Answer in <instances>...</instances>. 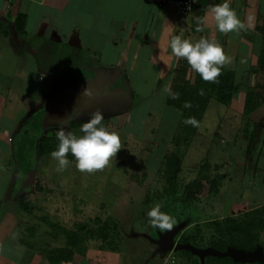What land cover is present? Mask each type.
I'll list each match as a JSON object with an SVG mask.
<instances>
[{"label":"crops","instance_id":"crops-1","mask_svg":"<svg viewBox=\"0 0 264 264\" xmlns=\"http://www.w3.org/2000/svg\"><path fill=\"white\" fill-rule=\"evenodd\" d=\"M178 1L182 0H163L161 5L149 0H0V264H49L25 245L19 219L20 190L33 168L22 177L16 172V142L25 132L28 138L32 135L27 126L39 125L29 122L39 117L52 97L70 96L95 85L102 92L124 89L123 103L134 104L135 114L163 90V111L171 119L180 118L181 124L182 112L167 104L170 93L164 91L166 86L171 89L182 59L172 55L174 35L193 43L202 37L215 40L232 58L222 71L234 73L238 89L230 106L220 103L225 108L220 113L224 117L228 111L229 129L239 135L242 191L249 199H264V0H229L243 21L247 23L249 16L253 20L245 30L227 34L216 29L208 12L210 5L224 0H205L203 16L208 13V21L203 32L195 28L196 8L181 14ZM20 16L22 31L16 27ZM194 78L195 71L189 70L188 79ZM60 86L78 89L55 95ZM214 100L218 101L216 95L199 126ZM153 110L150 105L148 121ZM235 121L238 128L231 129ZM169 135L155 142L154 152L165 151ZM35 153L32 150L30 160ZM252 205L248 203L251 207L239 215L264 207V202ZM262 236L264 232L261 241ZM88 256V252L76 255L74 261L62 264H92Z\"/></svg>","mask_w":264,"mask_h":264},{"label":"rangeland","instance_id":"rangeland-1","mask_svg":"<svg viewBox=\"0 0 264 264\" xmlns=\"http://www.w3.org/2000/svg\"><path fill=\"white\" fill-rule=\"evenodd\" d=\"M59 88L55 95L78 89ZM163 100L162 90L153 102L143 104L137 114L132 110L134 104L128 102L110 104L100 110L104 115L102 123L110 131L119 133L121 150L110 158L105 168L92 173L79 171L71 153L68 154L69 166L57 170V162L50 153L58 147L56 131L62 124L47 127L55 146L52 151L39 156L37 148L44 135L40 129L42 112L29 122L39 125L27 126L33 131L29 138L28 132L18 137L15 168L20 177L33 168V176L43 183L44 191L28 195V210H20L19 219L24 237L41 255L66 243L65 236L53 229L52 224L68 230H76L78 224H90V228L98 229L95 221L100 218L106 223L109 240L105 249L100 240L89 241L87 252L92 264H207L209 258L221 256L210 242L213 238L227 240L226 217L239 215L253 203L264 202L260 198L249 199L248 192L242 191L238 174L239 135L229 129L228 111L221 116L224 106L212 101L197 133L190 137L188 144L185 142L177 148L173 140L182 135L180 118L171 119L169 113L163 111ZM150 105L154 112L148 121ZM91 113L71 115L63 124L66 131L82 135L80 128ZM166 121L171 124L166 126ZM233 125L236 126L231 129L238 128L237 121ZM167 133L172 134L166 137L169 146L164 143L165 151L155 153V142ZM32 150L36 151L35 160H30ZM177 150L182 157V166L175 186L169 188L164 155ZM153 152L155 159L150 158ZM29 161L30 164L35 161L33 167ZM206 175L218 179L220 188L209 192V186H206L202 196L193 183ZM193 193L195 197L191 196ZM157 203L162 211L175 218L171 230L161 232L149 224L146 213ZM248 203L251 206H247ZM27 229H33V235ZM263 238L262 241L259 238L252 252L230 247L228 254L245 264H264Z\"/></svg>","mask_w":264,"mask_h":264},{"label":"trees","instance_id":"trees-1","mask_svg":"<svg viewBox=\"0 0 264 264\" xmlns=\"http://www.w3.org/2000/svg\"><path fill=\"white\" fill-rule=\"evenodd\" d=\"M197 16L203 17L207 8V2H199L195 5ZM24 17L20 16L16 22V27L23 30L22 24ZM195 24V28H196ZM190 66L187 61L182 58L179 67L175 71L174 79L171 86V92L178 94L173 98L169 94L167 104L182 112L181 129L182 135L174 138L173 144L175 147L182 146L185 142L188 144L190 137H192L197 127L185 124L183 121L187 117H195L199 123L201 122L205 110L207 109L212 96L216 95L219 103L230 106L233 95L236 93L238 86L235 83V75L231 71H222L218 77V82L204 81L200 75L195 72V78L188 79V72ZM203 89V95L200 90ZM185 102H190L191 107H185ZM74 116V115H73ZM43 137L39 140L37 154L44 156L54 149L53 135L49 134L47 128L43 130ZM182 157L179 151L167 153L164 162V172L166 181L169 188H173L176 184L178 173L181 170ZM219 180L214 178L210 179L208 175L199 177L194 181V186L198 187L199 194L206 193L205 187L209 186V192L218 191L220 188ZM38 190L44 191L43 183L33 177L31 187L27 190H22L19 205L21 210H28V195L37 192ZM195 197L196 194H192ZM95 223L98 224V229L90 228V224H78L76 230H68L62 226L52 224L53 229H57L66 238V243L63 247L54 249L44 253V258L49 264H62L74 261L76 255L84 256L88 251V243L90 240H100L102 248L105 249L109 240L107 233V226L104 221L97 218ZM225 233L227 240L215 239L211 240L213 249L221 254L218 257L209 258L207 264H244L235 260V258L228 254L231 248L236 250L252 252L258 241L260 234L264 232V207L252 210L243 215L228 216L225 221ZM33 235V229H27ZM25 245L29 248L36 249L35 245L30 243L27 238L24 239ZM111 243V242H110ZM114 250V249H111Z\"/></svg>","mask_w":264,"mask_h":264},{"label":"clouds","instance_id":"clouds-1","mask_svg":"<svg viewBox=\"0 0 264 264\" xmlns=\"http://www.w3.org/2000/svg\"><path fill=\"white\" fill-rule=\"evenodd\" d=\"M208 12L214 19L216 29L224 34L245 30L253 20V17L249 16L247 23L243 21L236 10L230 7L229 0H224L222 4L210 5ZM207 21L208 13L203 17L197 16L196 31L203 32ZM170 48L173 56L184 58L190 70L198 73L204 81L218 82L223 66L231 63L232 60L225 53L222 45L204 37L193 43L191 39L184 38L182 35H174L170 39ZM164 91L169 92L173 98L178 96L167 86ZM200 94H204L203 89L200 90ZM185 107H191V103L185 102ZM103 120L104 115L101 111L91 113L87 121L82 124L80 128L82 135L79 136L66 131L63 124L58 127L56 131L58 147L50 153L52 159L57 162V170H63L69 166L71 163L68 159L69 153L75 157V166L81 172L92 173L109 164L110 158L121 150V140L119 133L110 131L102 123ZM183 122L193 127L199 126V121L195 117H187ZM146 216L149 224L161 232L171 230L176 223L174 217L161 210L159 203L152 206Z\"/></svg>","mask_w":264,"mask_h":264},{"label":"water","instance_id":"water-1","mask_svg":"<svg viewBox=\"0 0 264 264\" xmlns=\"http://www.w3.org/2000/svg\"><path fill=\"white\" fill-rule=\"evenodd\" d=\"M88 91V92H87ZM126 92L124 89H115L113 91H100L95 85L84 87L77 93L70 96H59L49 102L42 112L40 129L55 124H66L71 115L80 116L83 114L101 110L110 104L123 103L126 100ZM34 171L29 173L23 190L31 187Z\"/></svg>","mask_w":264,"mask_h":264},{"label":"built area","instance_id":"built-area-1","mask_svg":"<svg viewBox=\"0 0 264 264\" xmlns=\"http://www.w3.org/2000/svg\"><path fill=\"white\" fill-rule=\"evenodd\" d=\"M155 4L161 5L163 0H149ZM196 4V0H182L177 2L178 12L181 14L192 13Z\"/></svg>","mask_w":264,"mask_h":264}]
</instances>
